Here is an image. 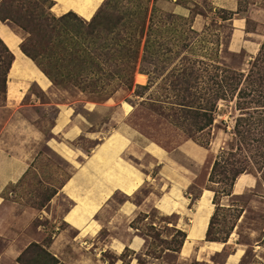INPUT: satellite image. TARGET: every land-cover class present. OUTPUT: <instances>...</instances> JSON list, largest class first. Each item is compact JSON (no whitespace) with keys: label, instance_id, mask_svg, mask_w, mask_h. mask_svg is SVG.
<instances>
[{"label":"rangeland","instance_id":"374dc122","mask_svg":"<svg viewBox=\"0 0 264 264\" xmlns=\"http://www.w3.org/2000/svg\"><path fill=\"white\" fill-rule=\"evenodd\" d=\"M252 1L238 0L236 13L245 15ZM59 3V9L73 7L78 13L74 14L81 20H84L81 16L89 17L96 7L91 0H59ZM172 3L190 7L192 13H202L211 21L204 26L203 30L207 31L190 38V47L185 50L179 40H171L173 53L177 56L169 60L163 74H157L149 89L132 87L129 90L120 86L110 96L103 97L83 92L70 83L64 86L53 83L54 87L49 91L31 84L29 94L38 100L37 114H33L38 118L34 123L43 132V142L38 143L36 151L34 149L36 159L25 177L16 187L12 186L15 191L8 200L12 204L17 203L16 208L10 214L6 209L0 210V252L6 249L9 241L18 245L20 254L26 243L38 241L59 260L58 264H224L227 253L237 244L241 249L234 257L236 259L241 254L237 264H264V163L258 167L250 161L249 170L238 176L236 189L246 180L242 176L244 173L252 174L257 179L254 187L239 195H219L214 202L215 186L208 180L218 151L226 147L231 137L230 131L238 115L234 103H219L223 112L212 126L208 145L183 139L178 130L156 116L154 111L157 105L163 106L160 110H166L168 106V81L164 77L175 63H179L180 57L185 55L191 58L190 61L196 60L194 65L202 66V69H205L202 62H218L247 71L264 41V31L254 21L247 19V31L261 35L258 49L254 53H249L245 47L234 51L229 48L231 27L220 23L217 18L226 13L213 10L207 1L200 6L195 3L192 5V0H157L155 7L159 11H169ZM5 9L0 7L1 11ZM71 17L74 18L73 15ZM8 22L23 33L24 41L27 32ZM70 22L76 24L72 19ZM242 39H237V44H247L246 39ZM3 70L1 67V80ZM137 73L141 72L136 70L134 82ZM144 75L146 79L140 82L141 85L147 82L148 77ZM104 76L99 80L97 78L96 88L117 84L115 78ZM2 88L0 83V105L4 98ZM151 102L152 109L149 108ZM58 106L66 118L60 119L62 132L51 137L49 131ZM1 112L3 114L4 110ZM65 123L67 126H63ZM130 134H134L137 139L133 140ZM142 141L160 149L163 154L160 164L157 161L154 163L144 151L146 149L141 148ZM132 144L133 150L130 149ZM119 147L121 150L117 152ZM131 151L135 157H129ZM94 158L104 160L105 164L110 163L106 169L99 170L97 166L102 162L94 163ZM116 161L120 164L124 161L137 174L134 190L130 191L129 188L131 195L124 193L127 190L125 185L119 186L125 179L116 176ZM126 166L119 170L125 173ZM85 170L91 176V180L87 179L90 182L86 193L81 196L71 193L75 205L85 202L87 206L79 212L76 206L71 208L74 204L66 197L67 194L59 193L57 189L77 172L84 177ZM105 191L108 196L99 198V194ZM87 202H95L98 206L96 208L95 204ZM26 209L28 213H24ZM67 210L73 211L67 219L80 226L79 232L62 220ZM132 210L134 214L130 212ZM182 212L188 213L184 215L186 223L195 225L190 236L200 235L206 227H210L208 236L225 244L230 243L220 251H212L219 249L220 245L206 240V230L203 240L197 245L189 248L190 243H185L183 252L188 253V256L181 257L179 251L186 235L183 231L186 224H182L184 218L178 214ZM11 214L15 215L14 222L23 224L10 222ZM22 217L24 221H21ZM85 222L87 224L83 228ZM37 225H42L45 233L36 231ZM128 226L137 229L136 233L144 245L143 250L135 255L129 248L117 252L114 247L117 246V239H129V233L126 232H130ZM89 232V235H82ZM25 238L27 240L21 242ZM33 255V252L25 254L22 259L26 261Z\"/></svg>","mask_w":264,"mask_h":264},{"label":"trees","instance_id":"16d2710c","mask_svg":"<svg viewBox=\"0 0 264 264\" xmlns=\"http://www.w3.org/2000/svg\"><path fill=\"white\" fill-rule=\"evenodd\" d=\"M156 2L103 0L92 18L85 21L72 11L55 16L50 11L54 0H1L0 7L6 9L0 10V20H8L27 32L20 48L52 83L60 86L70 83L83 92L107 97L120 86L129 90L132 87L149 89L157 74H163L169 60L177 56L171 40H179L185 50L190 47L191 37L207 31L192 28L194 13L186 17L172 11H159ZM219 11L226 13L222 19L231 17V11ZM186 57H180L179 63L164 77L168 81L166 110H160L163 106L157 105L154 111L178 130L183 139L208 145L212 126L223 112L219 103H234L238 115L230 131L231 137L226 147L218 151L208 179L215 186V202L219 195L232 193L236 178L249 170L250 161L258 167L264 163V41L247 71L218 62H202L205 65L202 69L194 65L196 60ZM12 60L13 54L0 39V69H4L0 83L4 93ZM137 69L147 75L146 84L134 82ZM103 76L115 78L117 84L96 88L97 78ZM151 106L153 102L150 109ZM209 229L206 240L219 241L208 236ZM32 252L34 255L26 261L22 259ZM17 261L59 263L46 247L36 242H31Z\"/></svg>","mask_w":264,"mask_h":264},{"label":"crops","instance_id":"0c3cea01","mask_svg":"<svg viewBox=\"0 0 264 264\" xmlns=\"http://www.w3.org/2000/svg\"><path fill=\"white\" fill-rule=\"evenodd\" d=\"M91 1L92 3L96 4L94 11L91 14L89 13L90 15L87 18L85 16L80 15L82 18H84L85 21H88L92 18L94 13L97 11V9L100 7V5L103 2V0H91ZM204 1H207L213 10H225L232 12L230 18L222 19L220 17H217L220 23H226L231 27V38H230L231 41L229 42V48H231L234 51H238L242 47H245L249 49L247 50L249 53H254L258 49V45H259L258 39L261 37V35L259 33L247 31V19L254 21L255 24L260 27L261 31H264V0H253L251 3H249L248 10L245 15H241L240 12L236 13L239 7L238 0H192L193 2L192 5H194L195 3L201 6ZM59 7H60L59 0H54V4L50 8V11L55 16H60L68 11L77 13L73 7L69 6L65 9H59ZM168 10L186 17L193 14L190 7L178 3H172V7L169 8ZM209 21L211 20L208 16L199 12L194 13L192 28L195 29L196 31H201L204 29L205 24H207ZM240 38H243L242 40L246 39L245 41L247 44H241V45L240 43L237 44V39ZM0 39L13 54V60L6 75V83H5L6 88H5L4 98L0 105V110L1 111L4 110L3 113L4 115L2 114V112L0 114V210L1 208L6 209V212L10 214L16 208L17 205V203L14 202L15 204H12V201L8 200V197L11 196L12 193H14L15 191V189H12V186L16 187V185L19 182H21L22 179L25 177V175L29 171V167L31 166L32 162L34 161V159H36L35 158L36 153L34 152V149L36 151L38 143L43 142V132L34 123L35 120L38 118V116H35L37 114L36 106L38 104L37 102L38 100L33 98L32 94H29V87L31 86V84H35L41 90L49 91L51 90V88L54 87V85L50 81V79L44 75V73L35 64V62L25 53H23V51L20 48V44L24 39V35L22 32L12 27L8 22V20L5 21L0 20ZM40 105H41L40 107H43V104ZM61 118L64 120L66 116L64 112L61 110V108L58 106L55 119H53V123L49 131L51 137L58 136L59 133L62 132L63 128L60 129V126L62 125L60 123ZM63 126H67V123H65ZM130 135L133 136L134 134H130ZM132 139L134 140L137 138L133 136ZM52 140L54 141L56 139L52 138ZM56 142L58 143V141ZM140 146L142 149H146L144 151L148 153L147 155L153 159L154 163H156V161L159 162V164L161 163L160 160L162 158L160 156L163 154L158 147L155 148L151 144L150 145L146 144L143 141ZM131 147L130 149L133 150V144L131 145ZM102 150L104 151V149ZM120 150L121 149L119 147L117 149V152H119ZM152 151H154V153L156 152L157 153L154 154ZM101 153L100 155L102 156ZM132 153L133 152L131 151L129 153L130 155L128 154L130 158L135 157L134 154ZM97 156H99V154ZM93 162L103 163V164L100 163L99 164L100 166L99 165L97 166L99 170L106 169V167H108L107 165L110 163L109 162L108 164H105L104 160L102 159L97 160V158H94ZM116 163H118V168L117 170H115L116 176L118 178L125 179L123 184L119 183V186L125 185V189H127L128 191L126 190L124 191V193L126 195H131L132 192L130 191H133L135 185L137 184L135 183L137 174H134L126 166V163H124V161H122L121 164L118 161H116ZM125 166L127 167L125 173L124 171L122 172L121 170H119L120 168L124 169ZM242 176H245L246 180L242 183L239 189H236V180L238 177L236 178L232 187V193H231L232 195L242 194L244 191L254 187V184L257 182L256 177L253 176L252 174L244 173L242 174ZM87 179L91 180V176H88L87 170H85L84 172V177L81 176L80 172H77L76 174L69 177L68 180L62 185V187L57 189V192L59 193L65 192V194H67L66 197L68 199L75 201V198L74 196H71V193L73 195L77 194L79 196H81L82 193L85 194L86 189L88 188L90 182ZM67 189H69V192H67ZM57 192H55V194H57ZM100 192L101 191H99V193ZM107 196L108 194L105 191L104 194H99L98 197L105 198ZM74 201H73L74 205H71V208L72 206H76V209L79 212L81 210H85V207H87L84 204L85 202H82L83 204L79 203V205L77 206L75 205ZM87 203L95 204L96 208L98 206V204H96L95 202H87ZM89 207L90 206H88V208ZM68 210L63 214L62 220L66 222V224H68L70 228L79 232L80 226L67 219L71 216V212H73ZM130 212H132V214L135 213L134 210ZM24 213H28V210L27 209L24 210ZM178 214L179 215L181 214L184 218L182 224L183 225L186 224L184 229L181 228L183 229L186 235L183 245L180 249L181 251H179V255L185 258L186 256H188V253L183 252V247L185 243L187 242L190 243L189 248H191L192 245L193 246L197 245L199 241L203 240L207 227L205 228L204 231H202L200 235L190 236V232L192 231V228L195 225L186 223L184 215H187L188 214L187 212L185 213L182 212ZM9 216L11 220L10 222L12 221L14 222V220H16L14 219L15 215L11 214ZM21 221H24V217L21 218ZM88 221L89 220H87L86 222ZM86 222L83 225L84 227L82 225L81 227L85 228L87 224ZM14 223H16L17 225L23 224V222L20 223L14 222ZM55 228L56 227H53V229ZM35 229L40 234L45 233L42 228V225H37ZM128 229L130 230V232L128 230H126V232L129 233V239H127L126 241L122 239L121 240L117 239V246H114L117 249L115 251L122 252L125 249L129 248L132 251L133 255H135L136 253L143 250L144 245L142 244V239L136 233L137 229H133L131 226H128ZM90 233L91 232H89L88 234L86 233L85 234L81 233V234L89 235ZM26 240L27 239L25 238L21 240V242H24ZM208 242H213L220 245L219 249L212 251H220L227 243H230V242H226L225 244L220 241H208ZM30 243L31 242L26 243L23 246V248H26ZM36 243H40V242L37 241ZM236 245L237 244H235V246L232 247V251L230 253H227V256L224 260V264H237V261L241 256V254L236 259H234V257L239 250L241 251V249L238 248V246ZM18 248H19L18 245L9 241V243L6 246V249H3V251L0 252V264H22L19 261H17V257L21 252V250H19ZM7 253H9L10 255H7ZM132 264H134V262Z\"/></svg>","mask_w":264,"mask_h":264},{"label":"bare ground","instance_id":"6f19581e","mask_svg":"<svg viewBox=\"0 0 264 264\" xmlns=\"http://www.w3.org/2000/svg\"><path fill=\"white\" fill-rule=\"evenodd\" d=\"M145 79H146V76L144 74H142V73H137L136 76H135V81L139 82V83L140 82L141 83L145 82Z\"/></svg>","mask_w":264,"mask_h":264}]
</instances>
